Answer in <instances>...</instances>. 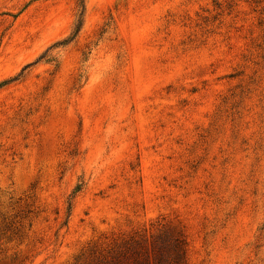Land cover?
Instances as JSON below:
<instances>
[{
    "label": "rangeland",
    "instance_id": "1",
    "mask_svg": "<svg viewBox=\"0 0 264 264\" xmlns=\"http://www.w3.org/2000/svg\"><path fill=\"white\" fill-rule=\"evenodd\" d=\"M82 1L0 0V264H264V0Z\"/></svg>",
    "mask_w": 264,
    "mask_h": 264
},
{
    "label": "trees",
    "instance_id": "2",
    "mask_svg": "<svg viewBox=\"0 0 264 264\" xmlns=\"http://www.w3.org/2000/svg\"><path fill=\"white\" fill-rule=\"evenodd\" d=\"M83 1L81 12L77 20L78 31L83 16ZM148 238L150 241H148ZM178 238H180L178 236ZM178 238L171 244V237L165 234H156L146 237L142 235L135 241H128L122 245L113 246L104 253H91L84 264H180L184 261V254L180 255ZM176 243V246H175ZM167 247H170L168 249ZM175 248V250H174ZM183 264V263H182Z\"/></svg>",
    "mask_w": 264,
    "mask_h": 264
}]
</instances>
